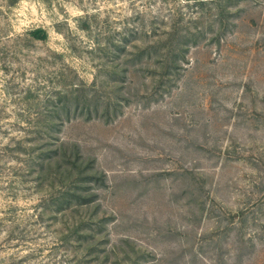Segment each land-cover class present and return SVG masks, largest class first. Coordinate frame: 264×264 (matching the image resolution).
<instances>
[{"label":"rangeland","instance_id":"rangeland-1","mask_svg":"<svg viewBox=\"0 0 264 264\" xmlns=\"http://www.w3.org/2000/svg\"><path fill=\"white\" fill-rule=\"evenodd\" d=\"M0 264H264V0H0Z\"/></svg>","mask_w":264,"mask_h":264},{"label":"trees","instance_id":"trees-1","mask_svg":"<svg viewBox=\"0 0 264 264\" xmlns=\"http://www.w3.org/2000/svg\"><path fill=\"white\" fill-rule=\"evenodd\" d=\"M35 31H33L34 33ZM60 148V154L58 157L52 156L51 158L46 157L44 161H40L39 167L37 168V173L39 175L48 174L49 172L54 173L57 177L58 181H62L63 189L60 197L66 198L68 200L69 196L73 195L74 197L80 199L82 202L89 201L85 199L82 194H90L88 191H84V188L81 183L82 180L92 181L94 179V175L96 171L90 168L91 163L88 157H80L78 153L77 147L75 144L70 145L69 147L65 146V144H60L58 146ZM87 158V159H86ZM44 164V165H43ZM43 165V166H42ZM87 169L85 170V167ZM52 168V169H51ZM74 169L77 172L83 171L84 176L76 177V179H72L69 182H66L65 178L73 173ZM89 169V171H88ZM73 170V171H72ZM87 172H91V175H88ZM102 174V172H100Z\"/></svg>","mask_w":264,"mask_h":264}]
</instances>
